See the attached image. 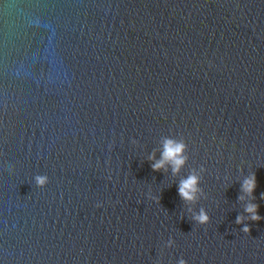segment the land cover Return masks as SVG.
I'll list each match as a JSON object with an SVG mask.
<instances>
[{"label": "water", "instance_id": "water-1", "mask_svg": "<svg viewBox=\"0 0 264 264\" xmlns=\"http://www.w3.org/2000/svg\"><path fill=\"white\" fill-rule=\"evenodd\" d=\"M182 261L264 264V0H0V264Z\"/></svg>", "mask_w": 264, "mask_h": 264}, {"label": "clouds", "instance_id": "clouds-1", "mask_svg": "<svg viewBox=\"0 0 264 264\" xmlns=\"http://www.w3.org/2000/svg\"><path fill=\"white\" fill-rule=\"evenodd\" d=\"M187 148V144L183 140H176L174 138L165 137L163 141V152L162 158L160 161L154 163L152 165L153 171H160L164 168L165 163H169L172 166L173 174L179 173L181 167L185 164L186 157L183 155L184 151ZM150 160L155 159V154L149 157ZM11 172L12 170L9 169ZM49 183L47 176L38 175L36 176V184L38 188L43 189ZM199 183V178L195 174H189V176L181 180L179 186V195L182 199L187 202H195L196 201V193L200 191L197 187ZM256 187V178L255 175L251 176L250 178L244 181L242 186V191L246 192L250 197L254 192ZM101 205H97L100 207ZM245 211L250 215V219L252 222H259L261 217L257 214L258 212V205L256 204H249L246 206ZM193 220L196 221L200 225H207L209 221V216L204 212L203 209L199 212L198 215L193 216ZM243 222V218L238 216L236 219L237 224H241ZM243 232L248 234L250 232L249 227L245 226L243 228ZM174 241H170L169 247H172ZM181 264H184L182 261Z\"/></svg>", "mask_w": 264, "mask_h": 264}]
</instances>
